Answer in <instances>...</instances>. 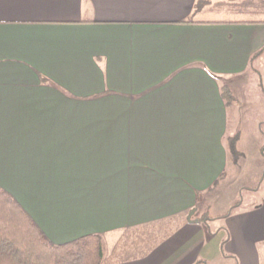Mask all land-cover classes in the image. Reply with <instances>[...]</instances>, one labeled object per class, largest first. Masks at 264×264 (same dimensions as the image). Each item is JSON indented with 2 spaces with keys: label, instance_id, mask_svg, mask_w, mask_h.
<instances>
[{
  "label": "crops",
  "instance_id": "0c3cea01",
  "mask_svg": "<svg viewBox=\"0 0 264 264\" xmlns=\"http://www.w3.org/2000/svg\"><path fill=\"white\" fill-rule=\"evenodd\" d=\"M263 65L264 0H0V188L53 245L100 235L101 264H264V183L192 222L245 133L264 146Z\"/></svg>",
  "mask_w": 264,
  "mask_h": 264
},
{
  "label": "trees",
  "instance_id": "16d2710c",
  "mask_svg": "<svg viewBox=\"0 0 264 264\" xmlns=\"http://www.w3.org/2000/svg\"><path fill=\"white\" fill-rule=\"evenodd\" d=\"M200 3L199 1L197 6ZM220 92L225 106L230 107L234 96L227 82L221 81ZM238 140V132L225 140L233 159L239 156L236 148ZM217 182L207 190L206 196H213ZM196 200L197 206L202 205L204 197L197 194ZM208 209L206 207L200 214L197 213L192 222L211 221ZM102 260L103 245L100 235H87L69 243L53 245L17 201L0 188V264H101Z\"/></svg>",
  "mask_w": 264,
  "mask_h": 264
},
{
  "label": "rangeland",
  "instance_id": "374dc122",
  "mask_svg": "<svg viewBox=\"0 0 264 264\" xmlns=\"http://www.w3.org/2000/svg\"><path fill=\"white\" fill-rule=\"evenodd\" d=\"M258 72L259 74L257 75H254L252 72H250L246 76L249 79L251 78L257 79L259 87L264 89V65L261 68H259ZM238 91H239L238 93L241 95V97L239 96V98L241 99L239 101L240 106L245 107L246 108L245 111H247L248 114L256 115L257 111L254 108L259 103H262L261 100H258L261 98V96L259 95L260 94L259 92H262V91L259 90L257 91L258 93L256 92V94L254 95H249L247 94L248 93L247 91L245 92L242 89H239ZM240 106L237 108L238 113L240 112L238 110ZM245 111L243 112V114L245 113ZM243 114H240L241 116H236V115L233 116L234 115L233 113L232 117H230V120H232V123L235 124V121L242 120ZM262 128L264 131V127ZM238 142L239 140L237 141V143ZM240 148L244 155L243 156L244 159L238 161L236 163V166L233 167V170L235 169V167L236 169H238L239 174H237V170L235 169L236 171L232 174V178H230V182L228 184V187L230 186L231 188H233V191H230L228 193L227 191L224 190V182H225L224 179H221L217 182L214 192L217 193L218 187L220 189L218 191L219 196L215 198L214 208H216L218 211H222L224 207L230 205L231 203L233 206L237 204L244 205V206H248V205L250 206L256 203L257 196H255L254 191H259L262 186V183H264L263 181L264 180V155L262 154L260 155V153H264V150L259 151L255 138L253 137L252 134H248V133H245V139L242 142ZM249 169L250 170L254 169L257 172L256 174L258 175L253 174L252 171H250ZM240 184L247 185V188H246L247 190L244 192H241L240 194H236V196H234V194L236 193V187L238 188V185ZM212 198L213 196H206V195L204 196L202 205L197 206V208H199L198 214H200L201 210L203 211V209L205 210V208L208 207L207 205L210 204ZM222 217L223 216H220L216 218V220L217 219L223 220L224 218L221 219Z\"/></svg>",
  "mask_w": 264,
  "mask_h": 264
}]
</instances>
